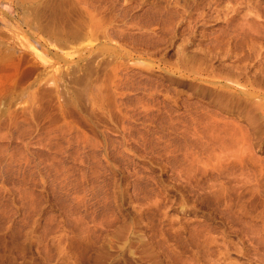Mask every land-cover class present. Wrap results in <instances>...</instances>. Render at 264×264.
<instances>
[{
  "label": "rangeland",
  "instance_id": "rangeland-1",
  "mask_svg": "<svg viewBox=\"0 0 264 264\" xmlns=\"http://www.w3.org/2000/svg\"><path fill=\"white\" fill-rule=\"evenodd\" d=\"M0 264H264V0H0Z\"/></svg>",
  "mask_w": 264,
  "mask_h": 264
}]
</instances>
